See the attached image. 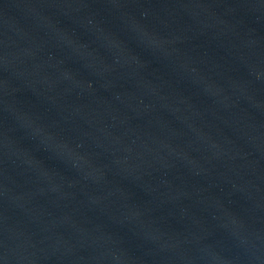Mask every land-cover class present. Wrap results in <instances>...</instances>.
Returning <instances> with one entry per match:
<instances>
[{
    "label": "water",
    "instance_id": "1",
    "mask_svg": "<svg viewBox=\"0 0 264 264\" xmlns=\"http://www.w3.org/2000/svg\"><path fill=\"white\" fill-rule=\"evenodd\" d=\"M0 264H264V0H0Z\"/></svg>",
    "mask_w": 264,
    "mask_h": 264
}]
</instances>
